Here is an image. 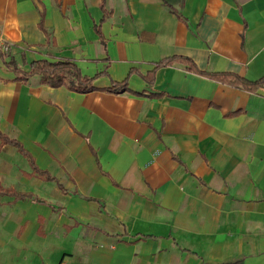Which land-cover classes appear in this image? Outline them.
I'll return each mask as SVG.
<instances>
[{
	"label": "crops",
	"instance_id": "obj_1",
	"mask_svg": "<svg viewBox=\"0 0 264 264\" xmlns=\"http://www.w3.org/2000/svg\"><path fill=\"white\" fill-rule=\"evenodd\" d=\"M11 59L102 75L79 93ZM263 77L264 0H0V130L57 181L0 148V188L46 201L0 194V264H264Z\"/></svg>",
	"mask_w": 264,
	"mask_h": 264
},
{
	"label": "trees",
	"instance_id": "obj_2",
	"mask_svg": "<svg viewBox=\"0 0 264 264\" xmlns=\"http://www.w3.org/2000/svg\"><path fill=\"white\" fill-rule=\"evenodd\" d=\"M104 1V0H103ZM166 4H170L168 1H165ZM105 20L104 19L102 21ZM42 24V23H41ZM96 30L100 32V29L96 27ZM182 60L184 64H187V68L190 71L195 72L196 67L194 63L188 58H180V57H169L166 59L161 60L160 62L156 63L155 71L173 65L175 62ZM7 66L13 70L16 74V79L22 82H27L32 76L38 75L41 76L42 83L49 85L51 87H62L66 86L68 89L79 92V93H86L96 90L94 87L93 82L96 78L101 76L102 74H97L94 77L85 76L82 74L80 68L73 62L70 61H55L51 62L46 59L42 60H35L29 64V70L24 71L20 67H18L15 60L11 59L7 63ZM153 71V72H155ZM210 76L220 82L223 83H230L236 86H242L246 84V80L234 76V75H227V74H210ZM256 87H264V77L254 83ZM110 93H121L129 91L128 82L124 81L122 83L114 82L112 87L107 90ZM0 140L1 145L0 148L6 144L13 145L18 149V151L24 155L34 168V171L39 175L49 181H56V178L50 175L47 171L40 170L37 165L35 164V159L33 156L24 148L23 144L18 140L11 139L6 136L0 130ZM65 191L64 189H62ZM1 195H12L15 197L16 200L18 199H25L31 198L32 200L39 202V203H46L45 200L36 197L32 193H21L16 191H6L0 188ZM229 264H242V262H235Z\"/></svg>",
	"mask_w": 264,
	"mask_h": 264
},
{
	"label": "rangeland",
	"instance_id": "obj_3",
	"mask_svg": "<svg viewBox=\"0 0 264 264\" xmlns=\"http://www.w3.org/2000/svg\"><path fill=\"white\" fill-rule=\"evenodd\" d=\"M69 249L68 247L61 246V250ZM179 262V259L177 257H172L170 260L167 259H156L153 261H150L151 264H177Z\"/></svg>",
	"mask_w": 264,
	"mask_h": 264
},
{
	"label": "built area",
	"instance_id": "obj_4",
	"mask_svg": "<svg viewBox=\"0 0 264 264\" xmlns=\"http://www.w3.org/2000/svg\"><path fill=\"white\" fill-rule=\"evenodd\" d=\"M2 47V52L4 53V54H10L11 53V46L8 44V43H4V44H2L1 45Z\"/></svg>",
	"mask_w": 264,
	"mask_h": 264
}]
</instances>
